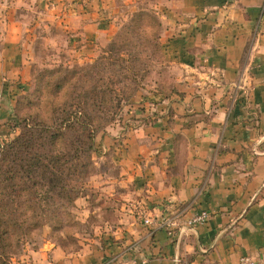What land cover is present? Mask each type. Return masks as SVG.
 <instances>
[{"label":"crops","instance_id":"1","mask_svg":"<svg viewBox=\"0 0 264 264\" xmlns=\"http://www.w3.org/2000/svg\"><path fill=\"white\" fill-rule=\"evenodd\" d=\"M149 7L163 25L165 61L184 87L182 105L157 108L150 126L112 129L115 173L100 184L114 203L111 231L79 241L75 252L51 241L25 248L22 264L264 258V0H0V143L36 53L83 62L110 28L112 37L117 23ZM136 203L155 217L186 221L205 211L209 219L172 236L143 226L131 212Z\"/></svg>","mask_w":264,"mask_h":264},{"label":"trees","instance_id":"2","mask_svg":"<svg viewBox=\"0 0 264 264\" xmlns=\"http://www.w3.org/2000/svg\"><path fill=\"white\" fill-rule=\"evenodd\" d=\"M160 30L155 15L135 12L94 63L34 78L35 100L24 103L27 113H14L0 144V264H13L35 232L70 217L98 134L165 61Z\"/></svg>","mask_w":264,"mask_h":264},{"label":"rangeland","instance_id":"3","mask_svg":"<svg viewBox=\"0 0 264 264\" xmlns=\"http://www.w3.org/2000/svg\"><path fill=\"white\" fill-rule=\"evenodd\" d=\"M136 12H142L153 17L155 15L157 17L161 24V41L163 25L155 10L149 7L146 9H139ZM132 14H130L126 21H121V23L115 25L116 27L114 28V35L112 37L110 28L109 36L99 41L93 51V55L83 62L75 63V57L71 58L68 53L64 54L63 52L60 53L62 59L56 57L57 54L54 55V53H36L37 55L34 59L36 61L29 68L30 80L27 88L24 90V93L15 95L13 98V103L15 105L13 115L19 110L20 114L28 112L24 103L30 99L35 100L34 97L36 94H34L35 87L33 85V80L40 72L56 70L58 68L74 69L94 63L108 47L113 38H115V35L120 32L125 25L130 23ZM174 73L175 70L171 68L166 61L155 62L153 64L150 68L148 78H145L147 80L144 79L143 82L141 81L142 83L141 87L138 88V94L134 95L128 102L123 103L115 121L108 124L105 129L98 134V152L94 156L92 173L85 182L81 197L77 199V201H80L79 204H77V201L75 202V206L69 210L70 217L65 220V223H62V226L57 227L55 224H49L35 232L25 243L24 249L26 248L25 251L27 253L33 249L40 248L45 241H51L67 251L75 252L80 245L79 241L91 242L95 237H100L103 233L111 231V219H114L112 210L114 203L111 201V195L101 192L100 190L101 182H103L104 179L108 180L111 178V174L115 173V169L111 168V131L113 128L120 126V130L117 129L116 133L121 135L123 132L121 129L124 127L130 130L137 126H150L154 124L155 117L158 116V112L156 111L157 108L167 107V109H169L172 104L174 106L182 105L183 100L181 99L180 93H185V91L181 92L184 90V87H177L174 81ZM179 74L182 79H185V76H187L185 71H179ZM184 107L186 106H183V108ZM12 119L14 118L12 117ZM6 126V128H8V125ZM131 212L132 215L137 217L133 207L131 208ZM23 252L13 258V264H22V257L20 256Z\"/></svg>","mask_w":264,"mask_h":264},{"label":"built area","instance_id":"4","mask_svg":"<svg viewBox=\"0 0 264 264\" xmlns=\"http://www.w3.org/2000/svg\"><path fill=\"white\" fill-rule=\"evenodd\" d=\"M170 204L165 205L166 210L170 212ZM137 217L141 224L148 228H158L162 229L169 235L175 236L176 231L182 232V230L187 228H193L197 225L205 224L209 219V214L205 211L195 213L190 219L186 221H181L178 219V215L160 214L158 216L152 215L148 208H146L141 203H136L133 206ZM239 264H264L263 259H254L250 256H244L240 259Z\"/></svg>","mask_w":264,"mask_h":264}]
</instances>
